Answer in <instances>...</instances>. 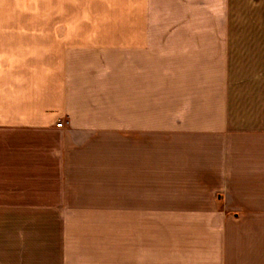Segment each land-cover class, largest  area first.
I'll return each instance as SVG.
<instances>
[{"label": "crops", "instance_id": "obj_1", "mask_svg": "<svg viewBox=\"0 0 264 264\" xmlns=\"http://www.w3.org/2000/svg\"><path fill=\"white\" fill-rule=\"evenodd\" d=\"M0 264H264V0H0Z\"/></svg>", "mask_w": 264, "mask_h": 264}, {"label": "built area", "instance_id": "obj_2", "mask_svg": "<svg viewBox=\"0 0 264 264\" xmlns=\"http://www.w3.org/2000/svg\"><path fill=\"white\" fill-rule=\"evenodd\" d=\"M57 126L58 127H62L63 126V123H58Z\"/></svg>", "mask_w": 264, "mask_h": 264}]
</instances>
